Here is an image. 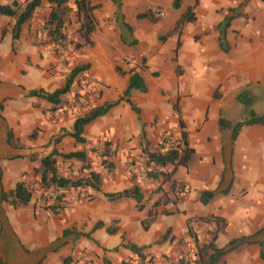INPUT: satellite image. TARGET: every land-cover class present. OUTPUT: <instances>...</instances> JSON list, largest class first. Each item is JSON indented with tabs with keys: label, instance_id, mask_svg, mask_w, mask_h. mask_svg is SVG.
<instances>
[{
	"label": "crops",
	"instance_id": "1",
	"mask_svg": "<svg viewBox=\"0 0 264 264\" xmlns=\"http://www.w3.org/2000/svg\"><path fill=\"white\" fill-rule=\"evenodd\" d=\"M115 1L89 0L95 24L92 44L66 53L53 51L42 31L50 11L47 0H40L15 40L13 20L0 16V264H62L63 258L80 253L89 255L93 264H125L136 257L173 264L178 242L186 237L196 263L198 255L204 263L212 253L206 247L211 240L216 249H227L214 264H264L258 244L264 243V124L242 125L230 137L244 112L236 94L246 90L253 102L264 99V8L260 14H223L241 2L246 13L249 5L264 2L214 0L228 4L222 14L207 5V14H194L179 34L166 35L180 13L173 23L162 24L164 11L156 21L137 17L146 6L162 8L160 0H117L119 16L129 27L124 29L115 15ZM182 1L175 10L193 0ZM160 37L165 38L161 43ZM125 54L141 63L121 64ZM80 64L87 68L72 79L62 107L52 109V103L28 95L30 90L61 88L66 74ZM131 72L146 87L145 92L129 91L138 114L122 98ZM75 94L87 104L76 103ZM116 100L83 126V143L68 134L74 117ZM220 118L230 125L220 127ZM7 129L12 144L6 142ZM181 132L192 149L185 165L145 164L142 148L156 150L165 134L180 142ZM104 142L112 151L107 157L112 168L100 173L98 190H63L57 213L47 207L51 202L45 194L31 192L32 185L39 188L33 168L51 148L83 150L97 170L93 150ZM74 163L63 176L83 174L73 169L80 162ZM128 163L135 171L131 175L124 170ZM151 168L169 174L168 179L143 180L141 174ZM17 182L31 193L26 203L10 194ZM133 184L141 192L139 203L129 196L108 197ZM177 187L183 192L177 193ZM204 191L211 194L202 196Z\"/></svg>",
	"mask_w": 264,
	"mask_h": 264
},
{
	"label": "trees",
	"instance_id": "2",
	"mask_svg": "<svg viewBox=\"0 0 264 264\" xmlns=\"http://www.w3.org/2000/svg\"><path fill=\"white\" fill-rule=\"evenodd\" d=\"M260 1L264 2V0ZM47 2L50 3V11L47 19L43 21L41 28L47 39L46 41L54 46L53 51H56V48H61L62 51L66 53L68 50L79 49L83 46H89L92 44L90 34L94 30L95 24L94 16L92 14L93 6L90 5L89 0H47ZM180 2L181 0H172V8L178 9L180 7ZM39 3L40 0H8L7 3H0V16H6L13 20V24L11 26V37L13 40L18 37L21 25L31 17L34 9L39 5ZM68 3H71L72 6H69ZM115 5V15L118 16L120 26L124 27V29H128V25H126L122 21V17L119 16V3L117 2V0L115 1ZM196 5L197 0H193L190 5H186L178 15V17L174 21L172 28L168 30L166 35L172 32H176L177 34H179L182 26L185 23L194 21V8ZM71 11H73L72 15L75 26H73L72 32L70 31L69 33H66V29L70 30L68 27L70 24L69 13ZM137 17H148L150 19H153L151 16V12L148 11L138 14ZM226 24L227 18L223 22L224 26H226ZM86 68L87 64L74 66L66 74L65 83L61 88L55 89L51 92H46L40 89L30 90L28 92V95L37 96L52 103L54 105L52 109L62 107L65 103L67 104V101L62 96L68 91L72 79ZM131 89H137L141 92H145L146 90L142 79L138 76V74L134 72H131L129 75L128 83L122 93V98H124V100L130 105L131 109L134 110L136 114H138V109L128 99L129 91ZM78 97L79 95L75 94L74 100H76ZM236 98L243 105L244 109H246V113L244 114L243 112L239 120H237L232 125L230 136L232 140L235 138L238 130L242 125L264 124V113H256L251 108L250 105L252 104L253 100L248 91L241 90L236 94ZM117 102L118 100L106 103L102 106L90 107L87 111L83 112L80 115H77L73 119L72 128L68 134L73 138L75 142L83 143V126L92 121L94 118L103 115L112 105ZM229 125L230 123L227 120L223 118L219 119L220 127L223 128ZM33 133L34 132L30 134V137H33ZM5 135L6 142L8 144H12V134L10 130L7 129ZM58 137L59 136H55L53 138L54 142L58 139ZM179 141L180 142L177 143L176 149L174 150L163 149L162 144H160L156 150L152 151L146 149L145 147L142 148L145 164L147 165L152 163L157 167H162L167 164L185 165L192 153V149L187 146L186 136L184 132L180 133ZM144 143L146 144L145 141ZM94 150L96 151L99 163L105 167L106 172L111 171L112 164L107 159V157L111 155L112 151L109 150L107 142H104L102 148H96ZM56 156L61 157L63 160L73 159L79 161L81 165L79 166V168H83L86 172L79 177L73 178H68L59 174L56 167ZM91 166L92 164H90L89 158L83 150L69 151L64 153L58 152L54 148H51L48 154L40 158L38 165L33 168V174L37 177V181L39 184L38 187L41 188V190L50 188L54 193H56L54 200L51 202V204L47 205V207L50 208L52 212L57 213V211L61 209L60 200L63 190L65 189L71 187L87 189L92 188L93 190L99 189L100 183L102 181V176L100 175L99 171L90 169ZM145 173L148 178L161 177L162 180H166L169 177V174L164 173L163 171H159L155 168H151ZM158 189L159 187L156 190ZM10 194H13L17 201L20 203H26L30 199L31 195L30 191L27 190L26 185L23 182H17ZM209 194L211 193L208 191L202 192V196ZM116 196L132 197L137 203H139V201L141 200V192L137 184H133L128 189L108 195V197L110 198ZM167 201L168 198H163L162 200L163 203H166ZM149 214L151 215V212ZM258 244L261 247L259 256L264 262V243L258 242ZM127 246L139 255V251L136 246H134L133 244H128ZM206 247L211 248L212 253L205 258L204 263L198 259L199 255L197 253L198 256L196 258V261L198 264H214L219 259V257L227 251V249H216L213 246L211 240L206 243ZM70 260V257H65L62 259V264H69ZM147 260L150 262L149 258H147ZM197 263L194 260V264ZM178 264L186 263L180 261Z\"/></svg>",
	"mask_w": 264,
	"mask_h": 264
},
{
	"label": "rangeland",
	"instance_id": "3",
	"mask_svg": "<svg viewBox=\"0 0 264 264\" xmlns=\"http://www.w3.org/2000/svg\"><path fill=\"white\" fill-rule=\"evenodd\" d=\"M189 1L190 0H183L182 1V5L188 3ZM160 3L162 5L163 10L160 7H152V6H148L147 7L146 6L144 8V12H146V11L150 12L151 9H156V8L159 11H161V12L164 11L163 12L164 16L162 18H161V16H155L154 13H153V15H154L153 16L152 13H151V15L153 17V19H151V20L156 21V20L161 18L162 24L164 23V24L169 25V23H173L174 19L177 17V14L180 13L183 10V8H184L183 7L182 9L175 10L174 8H172V6H170L169 3H167V0H160ZM207 5H209L210 8L214 9L215 14H222L223 13L222 11L224 10V8L227 7L228 4H226V3H223V4L215 3L214 0H208V1L207 0H202L201 3L199 2V5L197 6L196 10L194 8L195 14L196 13L197 14H207V12H205V7ZM244 6H246L245 2L238 3L234 7L227 8L226 12L223 13V14H260V13H262L263 8H264L263 4H261L259 1H256V3H253V4L249 5L251 11L249 13H246L245 11H243V7ZM68 28L70 29L69 31L72 32L73 27L69 25ZM161 30H163V29H161ZM164 40H165V38L164 39H161V37L159 39L157 38V42H159V43L163 42ZM134 60H135V58L133 56H129L127 54L122 55L119 58V62L121 64H138V63H141L140 60H136V61H134ZM257 90H258V88H256L254 90V92H257ZM252 103L253 104H251L250 106H251V108L254 111H256V113H264V99L255 100ZM242 108H243V106H242ZM245 113H246V109H244V114ZM94 152L96 153L95 150H94ZM58 158L59 157L56 158V161H57L56 162V167H57L58 173L61 174V175H62V173H64V171L67 170L68 167H71L72 165L76 164L74 162H77L76 160L75 161H73V160H63L62 161L61 159H58ZM79 166H81L80 163L77 164V166L74 167L73 169L74 170H78ZM82 170H83V168H82ZM82 170H81V172L84 174L86 171L85 170L82 171ZM30 190H31V192L36 191L37 195H40V196L45 194V197L47 195H49V192L50 193H54L50 188L49 189H45V190H43V189L41 190L39 188L36 189V187L34 188L33 185H32V187H30Z\"/></svg>",
	"mask_w": 264,
	"mask_h": 264
},
{
	"label": "built area",
	"instance_id": "4",
	"mask_svg": "<svg viewBox=\"0 0 264 264\" xmlns=\"http://www.w3.org/2000/svg\"><path fill=\"white\" fill-rule=\"evenodd\" d=\"M153 13L156 16H161L163 14L157 8L153 10ZM69 32L70 31L68 29H66V33H69ZM56 51L58 53L64 52V51H62L61 48H56ZM74 101L76 103L82 105V106L87 104L86 99H83L82 96H79ZM177 143H178V141H176L175 138L171 137L168 134L163 135L160 139V142H159V144H162L163 149H168V150L176 149ZM109 150L111 151L110 147H109ZM90 169L96 170L93 168V166H91ZM124 170L127 174H130V175L135 172L133 166L129 163L125 165ZM96 171H99L102 174L106 173L105 167L103 165H101L100 163L98 164ZM141 178L143 180H147L148 177L146 176L145 172H143L141 174ZM176 192L181 193V192H183V189L181 187H177ZM57 193H59V192H57ZM55 195H56V193H50L49 192V195H47L46 197L49 199L50 202H52L55 198ZM167 205L172 206L173 203L168 201ZM178 244H179L178 250L176 252H174V254L172 255V261H174L173 264H178L180 261L183 263H186V264H194L195 253H194V250H192V244L188 243V238L186 237L184 239H181L178 242ZM70 259L71 260H70L69 264H93L92 259L89 257V255L84 254V253H80V254H77L75 256H71ZM125 264H151V262H149L147 260V258L142 259V258L136 257L134 259L126 261Z\"/></svg>",
	"mask_w": 264,
	"mask_h": 264
}]
</instances>
